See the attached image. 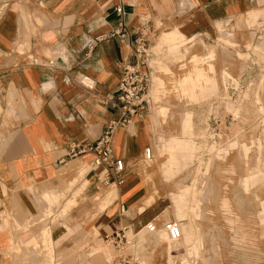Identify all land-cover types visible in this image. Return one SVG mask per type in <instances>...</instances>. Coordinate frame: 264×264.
I'll return each mask as SVG.
<instances>
[{
	"label": "crops",
	"instance_id": "1",
	"mask_svg": "<svg viewBox=\"0 0 264 264\" xmlns=\"http://www.w3.org/2000/svg\"><path fill=\"white\" fill-rule=\"evenodd\" d=\"M121 1L0 0V264L15 244L38 250L31 241L44 229L61 239L71 219L89 218L97 227L111 218L112 234L146 229L145 112L114 134V154L125 161L119 184L101 183L108 169L93 165V153L69 154L73 143L93 145L115 116L110 100L127 48L112 31L121 21L126 42L144 20L154 35L178 30L187 39H209L226 18L264 6V0H123L119 16ZM104 187L112 190L108 198L117 195L106 211L99 207ZM53 244L57 252L71 246Z\"/></svg>",
	"mask_w": 264,
	"mask_h": 264
},
{
	"label": "rangeland",
	"instance_id": "2",
	"mask_svg": "<svg viewBox=\"0 0 264 264\" xmlns=\"http://www.w3.org/2000/svg\"><path fill=\"white\" fill-rule=\"evenodd\" d=\"M165 31L150 44L151 158L141 171L140 211L159 230L121 239L111 218L97 227L71 219L61 239L44 229L31 241L38 250L15 244L4 264L264 263V6L226 18L209 39ZM111 191L102 188V211ZM170 220L182 226L179 241L163 228Z\"/></svg>",
	"mask_w": 264,
	"mask_h": 264
},
{
	"label": "built area",
	"instance_id": "3",
	"mask_svg": "<svg viewBox=\"0 0 264 264\" xmlns=\"http://www.w3.org/2000/svg\"><path fill=\"white\" fill-rule=\"evenodd\" d=\"M124 1L122 0L115 11L119 16L125 14ZM126 43L127 54L120 64L121 76L118 89L110 102L115 109V116L111 118L102 135L91 146H81L77 143L70 145V157H77L85 153H93V165H104L107 172L103 173L101 183L110 186L112 183L122 181V172L125 170V161L117 158L114 154V134L119 128L129 126L134 117L149 109V88L151 82V68L149 59L151 57V41L154 31L149 22L144 20L139 23L132 42H126L127 32L125 24L121 21L118 27L112 31ZM110 99V98H106ZM105 99V100H106ZM109 101V100H107ZM106 101V102H107ZM145 157L151 158V148L145 150ZM168 238L171 241H179L182 238L181 226L177 221H167L163 224ZM159 230L155 221L146 224V231L155 233ZM115 237L125 238V231L115 233Z\"/></svg>",
	"mask_w": 264,
	"mask_h": 264
},
{
	"label": "bare ground",
	"instance_id": "4",
	"mask_svg": "<svg viewBox=\"0 0 264 264\" xmlns=\"http://www.w3.org/2000/svg\"><path fill=\"white\" fill-rule=\"evenodd\" d=\"M181 226V225H180ZM182 227V226H181ZM183 231V229L181 228V232ZM182 234H183V232H182ZM43 240V239H42ZM41 243V242H40ZM39 246V245H38ZM41 246V245H40Z\"/></svg>",
	"mask_w": 264,
	"mask_h": 264
}]
</instances>
